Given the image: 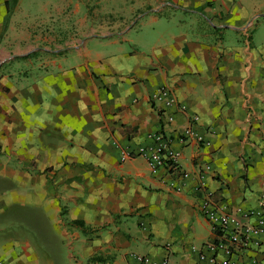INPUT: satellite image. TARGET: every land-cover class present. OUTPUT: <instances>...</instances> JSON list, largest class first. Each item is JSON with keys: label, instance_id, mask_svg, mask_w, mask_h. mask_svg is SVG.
<instances>
[{"label": "crops", "instance_id": "0c3cea01", "mask_svg": "<svg viewBox=\"0 0 264 264\" xmlns=\"http://www.w3.org/2000/svg\"><path fill=\"white\" fill-rule=\"evenodd\" d=\"M99 1L130 22L94 34L85 0H43L47 18L30 25L31 1L0 0V263L209 264L205 190L225 209L264 211V23L243 38L264 0ZM62 16L75 22L68 41L37 32ZM164 86L185 112L151 101ZM187 127L210 144L180 142ZM155 132L189 173L180 191L139 154ZM252 240L233 259L264 264V236Z\"/></svg>", "mask_w": 264, "mask_h": 264}, {"label": "built area", "instance_id": "2783aa9c", "mask_svg": "<svg viewBox=\"0 0 264 264\" xmlns=\"http://www.w3.org/2000/svg\"><path fill=\"white\" fill-rule=\"evenodd\" d=\"M151 101L162 103L165 106L176 104L180 112L186 111V107L177 102L173 93L165 86L152 93ZM172 119V116L168 117V120L172 121ZM192 120L196 121V118H192ZM194 136L195 134L192 128L187 127L179 137V141L183 143L189 137ZM151 138L152 144L141 147L139 154L145 158L151 171L158 173L160 170H164L165 174L173 177L170 179L168 187L175 191H180L181 187L175 183V179L177 177L185 179L189 176V173L182 171L178 165L180 152L172 147L171 137L168 135L155 132L151 135ZM195 138L200 146H208L210 144L201 135H196ZM129 156L130 153L125 151L122 153L121 159L124 160ZM209 170L210 165L207 163L203 164L199 171V188L205 187L202 178L204 176L203 174ZM199 207L201 214L211 224L216 234L215 240L206 242L199 248V260L206 261L209 264H242L233 259V256L239 247H246L253 243V234L264 236V211L261 208L256 211L250 210L247 212H243L240 208L225 209L206 190L204 191V197ZM239 216L247 219L246 222H240ZM252 217L254 219L253 224L249 222V219ZM218 231L220 234H218ZM192 248L194 249V247ZM220 255H223V258L219 261L218 258ZM138 259L139 264H167L166 261L156 262L148 256H141Z\"/></svg>", "mask_w": 264, "mask_h": 264}, {"label": "rangeland", "instance_id": "374dc122", "mask_svg": "<svg viewBox=\"0 0 264 264\" xmlns=\"http://www.w3.org/2000/svg\"><path fill=\"white\" fill-rule=\"evenodd\" d=\"M31 1V3L28 5L29 6V24L33 25L35 24L42 16H44V11L42 9V5L40 4V1L43 0H29V2ZM44 1H50V0H44ZM51 1H59V0H51ZM64 1V0H62ZM107 1V0H105ZM86 6L88 9V14H89V18L90 20H88V23L90 25H93V33L94 34H107V33H112L114 31H120L126 24H128L130 21H124L122 20V16H120L122 13H124L123 11L117 10L115 13L114 12H106L105 9V5L103 3H101L99 0H88L86 1ZM109 2V1H107ZM50 6H53L52 4ZM169 13H175L177 17H185L184 13L181 12L180 10H173V9H168ZM63 14V13H62ZM45 17V16H44ZM47 17H45L46 19ZM49 20H53V22H48V25H45L44 30H42L41 27H37L38 29L37 32H42L45 31L46 29L49 28L51 29L54 28V31L58 33V35L56 36L58 39V43H64L66 41H68L71 37H73V33H74V27H75V22L73 21L74 19H66L65 17H60V20L58 19H48ZM246 22V21H245ZM261 22L264 23V16H262V14L260 16H257V19H255L253 21V23H251V25L247 26L246 30H245V34H243V38H250L251 34L255 31L257 24ZM48 30V29H47ZM36 31V30H35ZM262 33V34H261ZM260 35H264V29L262 30V32H260ZM260 35L258 34V32L256 31L255 35H254V42L257 43L261 38ZM242 36V34H241ZM263 37V36H262ZM81 39V37H78L77 40H75L74 42H80L79 40ZM43 43V42H42ZM52 46V45H51ZM41 52L40 49L33 51L32 53H30V58L34 59V57H36L39 53ZM37 69L34 67H24V72H36Z\"/></svg>", "mask_w": 264, "mask_h": 264}, {"label": "trees", "instance_id": "16d2710c", "mask_svg": "<svg viewBox=\"0 0 264 264\" xmlns=\"http://www.w3.org/2000/svg\"><path fill=\"white\" fill-rule=\"evenodd\" d=\"M30 55V54H29ZM218 234H220V232L218 231Z\"/></svg>", "mask_w": 264, "mask_h": 264}]
</instances>
